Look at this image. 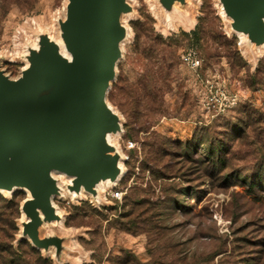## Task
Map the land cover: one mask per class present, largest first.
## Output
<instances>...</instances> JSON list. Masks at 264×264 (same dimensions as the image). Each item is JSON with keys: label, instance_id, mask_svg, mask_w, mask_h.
Segmentation results:
<instances>
[{"label": "rangeland", "instance_id": "1", "mask_svg": "<svg viewBox=\"0 0 264 264\" xmlns=\"http://www.w3.org/2000/svg\"><path fill=\"white\" fill-rule=\"evenodd\" d=\"M129 2L134 11L122 17L128 36L108 94L122 117L124 132L114 142L129 155L126 172L103 191L108 200L101 205L90 195L55 198L64 220L44 225L41 234L67 237L64 264H264V187L252 191L244 181L264 176V52L233 33L219 0H188L172 14L157 0ZM65 4L0 0L6 73L18 77L25 66L16 59L18 32L36 23L57 34ZM240 124L245 130L235 131ZM216 135L233 138L227 161L215 177H203L211 166L201 168L200 140ZM128 140L138 147L127 149ZM166 163L183 168L187 181L166 180ZM174 182L193 188L191 206L166 214V185L175 195ZM135 184L136 199L150 203L137 205L132 219L121 218L132 208L123 204ZM200 187L207 190L201 201ZM117 188L121 199L112 196ZM14 196L23 201L27 192Z\"/></svg>", "mask_w": 264, "mask_h": 264}, {"label": "water", "instance_id": "2", "mask_svg": "<svg viewBox=\"0 0 264 264\" xmlns=\"http://www.w3.org/2000/svg\"><path fill=\"white\" fill-rule=\"evenodd\" d=\"M157 1L172 14L188 0ZM219 2L233 33L246 35L252 48L264 46V0ZM132 11L129 0H66L57 22L67 54L36 23L16 36V59L25 63L18 77L2 68L9 53H0V194L27 192L17 238L45 257L53 252L54 264H64L69 248L66 236L41 234L44 225L64 220L55 198L64 188L69 195L84 191L98 206L107 201L98 185L119 183L126 172V156L109 141L124 128L108 94L128 36L122 17Z\"/></svg>", "mask_w": 264, "mask_h": 264}, {"label": "trees", "instance_id": "3", "mask_svg": "<svg viewBox=\"0 0 264 264\" xmlns=\"http://www.w3.org/2000/svg\"><path fill=\"white\" fill-rule=\"evenodd\" d=\"M234 129H237L235 130L237 132L245 130L241 124L236 126ZM232 139L233 138H228L227 136L224 137L216 135L211 139L200 140V143L204 144L206 147L203 156L200 158L201 168L205 167L209 169L211 166L209 173L205 174V171L202 169L203 177L209 175L211 178H213L215 177V171H222V167L227 161L226 152L231 145L230 141ZM186 153L190 154L188 150ZM167 170H170L169 173L172 177L168 176ZM182 171L183 168L176 166V164L169 165V163H166V180L169 178H183L187 181V173ZM231 177L234 176H229L228 174L226 175L227 179H230ZM238 177L237 179H239ZM256 177L258 179H255L254 176L251 177L249 182L248 180H244L246 183H248L247 185L250 186L252 191L260 189L259 187H264V176L258 175ZM185 182L184 184L174 182L175 186L179 184V188L177 187L175 191V195L178 196H175L172 192L170 194L166 185V214H169L170 211H178L179 209L186 210L191 206V197L194 193V190L193 188L190 189L189 186L187 187ZM206 191L207 190L205 188H197L195 193L199 196V201L203 199L201 196H203ZM137 192H140L138 184L130 187V194L126 196V199H128L123 204V207L126 209L128 206H131L132 208L128 212H124L120 216L121 218L132 219L134 215L133 212H135L137 205H145V207H148L146 204H149L150 201L145 199H136L135 195L133 194H137ZM188 193L191 195L189 196ZM21 202L22 199H18L16 196L7 198L0 194V264H54L51 257H45L43 253L32 246L28 240L17 238V235L20 231L17 221L21 218ZM154 204L155 202H153V206ZM192 209L193 206L191 207V210ZM121 218H116L115 220L119 221ZM130 221L132 220H128V222ZM123 229L130 233H138V230H135L133 226L124 225Z\"/></svg>", "mask_w": 264, "mask_h": 264}, {"label": "bare ground", "instance_id": "4", "mask_svg": "<svg viewBox=\"0 0 264 264\" xmlns=\"http://www.w3.org/2000/svg\"><path fill=\"white\" fill-rule=\"evenodd\" d=\"M192 4H193V2H192ZM185 6V5H184ZM187 7H189L188 6V4H187ZM191 8V7H190ZM179 9V8H178ZM222 13L225 15V13H224V10H223V8H222ZM64 15H65V9H64ZM169 16V15H168ZM226 16V15H225ZM124 19V18H123ZM55 25V24H54ZM53 25V26H54ZM52 26V27H53ZM25 28V27H24ZM56 29V28H55ZM236 33V32H235ZM237 35H239L240 37H241V39L242 40H244V39H247V37H246V35H244L243 33H236ZM53 39H55L59 44H60V46H61V50H62V52L64 53V54H67V52H66V50H65V47H64V45H63V42H62V40H61V38H60V36H59V30H57V34H55V35H50ZM258 49H259V51L260 52H264V46H260V47H257ZM258 51V50H257ZM256 51V52H257ZM255 52V51H254ZM258 53V52H257ZM11 60V59H10ZM122 134H123V132H118L117 134H112L110 137H109V141L112 143V144H115L117 147H118V145L114 142V140H116V139H118L120 136H122ZM119 150V149H118ZM119 152L122 154V152L119 150ZM120 164L123 166V162L121 161L120 162ZM61 177H63V175H60ZM123 178V177H122ZM116 184H118V182L116 183V182H113V181H111V180H106V181H102L99 185H98V190H102V191H106L108 188H110V187H114V186H116ZM61 185H62V183H61ZM69 192L64 188V195H67ZM4 194L5 195H7V196H10V194L8 193V192H4ZM75 193H72L71 195L74 197V196H77V197H85V196H87V195H89L87 192H82V193H80V194H75ZM63 195V196H64Z\"/></svg>", "mask_w": 264, "mask_h": 264}, {"label": "built area", "instance_id": "5", "mask_svg": "<svg viewBox=\"0 0 264 264\" xmlns=\"http://www.w3.org/2000/svg\"><path fill=\"white\" fill-rule=\"evenodd\" d=\"M198 65H199V62H198ZM126 147H127V149L132 150V149L137 148V147H138V144H137V142H135V141H133V140H128V141H127V144H126ZM126 158L129 159V155H126ZM123 194H124V191H123L122 189H118V188H117V189L113 192L112 196H113L114 198L121 199V198L123 197ZM106 199H107V197H106ZM107 200H108V199H107ZM92 202H93V201H92ZM93 203H94V202H93ZM94 204H95V203H94ZM101 204H103V202H100L99 205H101Z\"/></svg>", "mask_w": 264, "mask_h": 264}]
</instances>
